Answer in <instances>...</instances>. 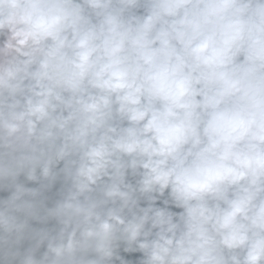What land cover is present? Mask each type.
Segmentation results:
<instances>
[{
	"label": "clouds",
	"instance_id": "obj_1",
	"mask_svg": "<svg viewBox=\"0 0 264 264\" xmlns=\"http://www.w3.org/2000/svg\"><path fill=\"white\" fill-rule=\"evenodd\" d=\"M0 264H264V0H0Z\"/></svg>",
	"mask_w": 264,
	"mask_h": 264
}]
</instances>
